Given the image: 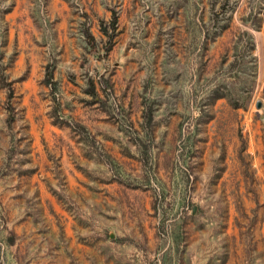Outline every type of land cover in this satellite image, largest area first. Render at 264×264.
I'll return each mask as SVG.
<instances>
[{
  "label": "rangeland",
  "instance_id": "obj_1",
  "mask_svg": "<svg viewBox=\"0 0 264 264\" xmlns=\"http://www.w3.org/2000/svg\"><path fill=\"white\" fill-rule=\"evenodd\" d=\"M0 264H264V0H0Z\"/></svg>",
  "mask_w": 264,
  "mask_h": 264
},
{
  "label": "trees",
  "instance_id": "obj_2",
  "mask_svg": "<svg viewBox=\"0 0 264 264\" xmlns=\"http://www.w3.org/2000/svg\"><path fill=\"white\" fill-rule=\"evenodd\" d=\"M112 25H113V27H114V15H113V22H112ZM86 36L92 38V35H91L89 32H86Z\"/></svg>",
  "mask_w": 264,
  "mask_h": 264
}]
</instances>
